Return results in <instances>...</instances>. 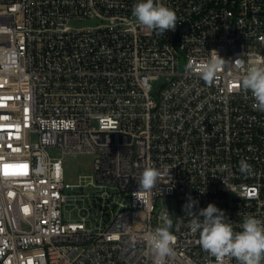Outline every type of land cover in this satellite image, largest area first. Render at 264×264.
I'll list each match as a JSON object with an SVG mask.
<instances>
[{"label":"built area","instance_id":"2783aa9c","mask_svg":"<svg viewBox=\"0 0 264 264\" xmlns=\"http://www.w3.org/2000/svg\"><path fill=\"white\" fill-rule=\"evenodd\" d=\"M138 2L0 0V264H155L145 237L166 212L175 242L162 264H217L188 227L189 195L235 231L264 221V112L242 72L211 85L198 74L213 49L264 59V0H158L178 17L163 36L132 16ZM85 19L98 22L74 24ZM75 153L95 158L71 191ZM150 165L160 178L138 192Z\"/></svg>","mask_w":264,"mask_h":264},{"label":"clouds","instance_id":"9594fccd","mask_svg":"<svg viewBox=\"0 0 264 264\" xmlns=\"http://www.w3.org/2000/svg\"><path fill=\"white\" fill-rule=\"evenodd\" d=\"M132 16L139 25L150 32H155L158 36H163L166 31H175L178 25L176 12L158 0H140L133 5ZM210 53L214 55L199 65L200 79L211 85L218 73L227 67L242 72L243 75L239 78L241 88L251 93L254 110L264 112V59L255 60L249 65L244 56L232 61L222 58L215 49ZM188 67L191 69L194 66L188 65ZM239 170L248 175L253 171L252 166L244 159L239 161ZM159 178L158 167L147 166L137 179L138 192L151 191ZM136 193L133 195L135 196ZM198 203V200L189 195L183 211L190 218L188 227L191 232L193 234L199 232L198 243L201 248L215 257L217 264H224L226 257L235 258L237 264H264V221L250 215L245 216L243 222L239 224L242 230L235 231L233 223L223 210L209 203L206 208H200L198 212L193 211ZM161 219L163 226L156 227L145 237L154 253L155 264H162L165 257L174 255L172 245L175 236L170 231L173 221L167 212L162 214Z\"/></svg>","mask_w":264,"mask_h":264},{"label":"rangeland","instance_id":"374dc122","mask_svg":"<svg viewBox=\"0 0 264 264\" xmlns=\"http://www.w3.org/2000/svg\"><path fill=\"white\" fill-rule=\"evenodd\" d=\"M96 19H85L79 22H74L76 26H93L97 24ZM160 82L155 83V89L159 86ZM59 153V150H54L52 154L56 155ZM95 156L92 154H67L65 155V169H66V180L67 188L71 191L80 190L78 184L84 183V176L90 173V167L93 164ZM81 175V177L79 176ZM71 218H75L76 215L74 212H71Z\"/></svg>","mask_w":264,"mask_h":264},{"label":"snow or ice","instance_id":"6c2138e0","mask_svg":"<svg viewBox=\"0 0 264 264\" xmlns=\"http://www.w3.org/2000/svg\"><path fill=\"white\" fill-rule=\"evenodd\" d=\"M8 167H26V166H8Z\"/></svg>","mask_w":264,"mask_h":264}]
</instances>
